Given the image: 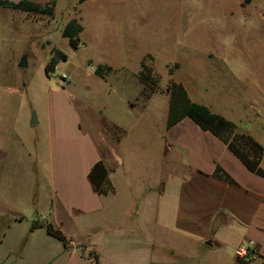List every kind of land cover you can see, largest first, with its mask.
Returning a JSON list of instances; mask_svg holds the SVG:
<instances>
[{
    "label": "rangeland",
    "instance_id": "1",
    "mask_svg": "<svg viewBox=\"0 0 264 264\" xmlns=\"http://www.w3.org/2000/svg\"><path fill=\"white\" fill-rule=\"evenodd\" d=\"M32 1L42 5L56 1L55 15L0 5V123L6 128L2 144L6 148L4 158L8 166L4 172L9 196L15 197L17 188L20 190L18 197L23 195L25 185L19 178L35 161H38L39 168L42 165L40 174L44 176L40 193L45 190L52 197V177H48L45 167L79 165L86 169L100 160L107 162L113 156L117 158V126L113 125L117 118L127 121L131 131L127 143L139 158L144 146L135 137L140 133H152L153 143H156L155 121L166 118L170 97L167 87L172 80L180 79L189 86L195 83L203 95L213 98L214 108L211 110L215 113L230 115L232 110L238 111L231 108L234 104L230 96L232 89L224 81L225 74L231 67L232 70L248 72L252 66L242 54V47L232 42L233 34L227 30L228 13L223 10L221 2ZM73 18H79L85 25L78 47L63 33ZM244 29L242 22L239 30ZM56 48L65 51L69 59L62 60L56 71L49 74L46 67ZM228 49L235 54L225 59ZM219 50L222 52L218 53ZM149 54L148 63L154 65L159 83L154 92L157 94L149 106L138 105L129 110L128 98L136 99L138 94L132 77L125 71H138ZM200 55L205 59H198ZM24 57H27L28 65L22 67ZM106 63L117 66V70L103 76L98 73V68ZM211 71L223 77L211 76ZM213 78L219 82L214 83ZM263 111L251 107L249 117H262ZM35 112L39 123L33 125ZM153 155L156 158L155 151ZM58 174L55 185L58 199L82 203L85 192L89 205L86 212L75 211L72 218L69 214L63 218L62 229L71 240L70 244L82 245L88 239L89 223L100 216L97 221H103L104 229H99L94 239L98 240L101 250L106 251L101 242L104 236L119 237L117 216L116 219L109 218L110 213L117 214V197L115 201L106 200L103 204L92 190L89 193L86 187L74 181H67L64 177L58 179ZM145 207L149 213L156 212L155 203L148 202ZM58 214L66 215L62 208ZM140 222L145 227V221ZM135 223L139 221L126 220V236L133 237L130 234ZM108 230L114 231L113 234H108ZM203 247L201 251L206 253L208 248ZM83 256L76 250L65 261L67 264H92V259L88 262ZM144 256L106 251L96 262L146 264ZM205 256L197 252L187 256L176 251L173 258L176 264L183 262L182 257L191 264H205Z\"/></svg>",
    "mask_w": 264,
    "mask_h": 264
},
{
    "label": "crops",
    "instance_id": "2",
    "mask_svg": "<svg viewBox=\"0 0 264 264\" xmlns=\"http://www.w3.org/2000/svg\"><path fill=\"white\" fill-rule=\"evenodd\" d=\"M211 1L221 2L228 13L227 30L233 34L232 42L242 47V54L252 66V72L232 70L231 67L225 74L224 81L232 89L230 96L234 104L231 108L238 111L223 115L237 123L239 131L264 144V114L258 118L249 117L251 107L264 109V0ZM242 22L245 29L241 32ZM233 54L235 52L228 49L224 57L230 59ZM197 58L205 59L202 55ZM106 64L117 70V66ZM141 70L142 67L136 72L125 71L132 77L138 94L136 99L128 98L129 110L138 105L149 106L157 94L141 81ZM210 75L218 73L211 71ZM176 81L186 86L193 101L214 108L213 98L203 95L195 83L189 86L180 79ZM213 81L219 82L214 78ZM167 90L170 97L166 118L155 121L156 143H153L152 133H140L135 137L144 146L139 158L127 143L131 136L127 121L121 118H117V123L112 121L117 126V158L113 156L105 162L116 190L108 195L100 194L93 185L90 173L94 165L86 169L79 165L45 167L48 177H52L54 195L48 196L45 190L40 193L44 176L40 174L42 165L39 168L35 161L19 178L25 185L23 195L18 197L20 190L17 188L16 196H9L4 172L8 166L4 158L6 148L2 144L6 128L0 123V264H67L65 260L76 250L88 262L92 259V264H97L106 251L145 255L146 264H176L173 258L176 251L187 256L194 252L206 255L205 264H264V176L251 170L228 143L213 131L204 129L191 116L169 127L171 93ZM262 165L264 167V159ZM218 167L235 181L218 176ZM57 172L60 173L58 179L64 177L74 181L86 187L89 193L92 190L103 204L106 200L115 201L117 197V214L110 213L109 218L116 219L117 216L119 237L104 236L101 242L106 251L101 250L98 240L94 239L95 233L104 229L103 221H97L100 216L89 223L88 239L82 245L67 246L49 232L47 222L62 229L63 218L68 214L72 218L73 212L89 209L85 192L82 203L58 199ZM148 202L156 204L155 213L143 208ZM60 208L64 209L66 217L58 214ZM131 218L139 221L131 230L133 237L126 236L125 229L126 220ZM36 219L45 224L32 230ZM141 220L145 221V227ZM108 232L113 234L114 231ZM251 241L255 243L257 253L247 259L237 257L239 245ZM203 246L208 248L206 253L201 251ZM182 259L183 262L177 264H191Z\"/></svg>",
    "mask_w": 264,
    "mask_h": 264
},
{
    "label": "trees",
    "instance_id": "3",
    "mask_svg": "<svg viewBox=\"0 0 264 264\" xmlns=\"http://www.w3.org/2000/svg\"><path fill=\"white\" fill-rule=\"evenodd\" d=\"M82 3L87 0H80ZM0 5L18 8L30 13L55 15L56 1L46 5L39 4L32 0H21L19 2L13 0H0ZM85 30V25L79 18H73L64 28V35L71 39L75 46H79L82 42V33ZM148 57L142 61V70L140 79L144 82L148 90L157 91L158 81L156 79L155 67L148 63ZM152 57V56H151ZM69 55L61 50L54 49L53 57L46 67L49 74L55 72L59 63L62 60H68ZM114 67L109 64H101L98 68V73L106 76L108 72L113 71ZM170 98V112L168 126L172 127L183 118L191 116L204 129L213 131L216 135L222 138L229 147L245 162V164L253 171L264 176V167L262 165L264 159V144L256 140L252 135L238 130V124L230 120L226 116L215 113L211 108L196 101L190 97L189 91L182 82L172 80L168 87ZM216 174L231 182L235 180L222 167H218ZM91 180L97 192L103 195H108L115 192L116 188L110 178V171L104 160L98 161L90 173ZM45 222L36 219L32 225V230L43 226ZM48 230L51 234L65 242L68 246L70 239L61 228L55 227L52 223L47 222ZM99 258V255H97Z\"/></svg>",
    "mask_w": 264,
    "mask_h": 264
},
{
    "label": "built area",
    "instance_id": "4",
    "mask_svg": "<svg viewBox=\"0 0 264 264\" xmlns=\"http://www.w3.org/2000/svg\"><path fill=\"white\" fill-rule=\"evenodd\" d=\"M256 253H257L256 245L253 241L242 243L241 245H239V247L236 250L237 257L242 259L253 257Z\"/></svg>",
    "mask_w": 264,
    "mask_h": 264
},
{
    "label": "water",
    "instance_id": "5",
    "mask_svg": "<svg viewBox=\"0 0 264 264\" xmlns=\"http://www.w3.org/2000/svg\"><path fill=\"white\" fill-rule=\"evenodd\" d=\"M22 67H25L28 65V60H27V57H24V59L22 60L21 64H20ZM39 123V118H38V115L37 113L35 112L34 115H33V118H32V124L33 125H36Z\"/></svg>",
    "mask_w": 264,
    "mask_h": 264
}]
</instances>
